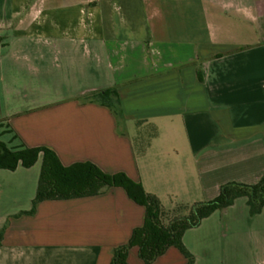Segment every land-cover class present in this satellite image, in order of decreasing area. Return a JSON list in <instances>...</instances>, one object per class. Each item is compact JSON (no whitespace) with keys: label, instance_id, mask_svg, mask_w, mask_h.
Instances as JSON below:
<instances>
[{"label":"crops","instance_id":"1","mask_svg":"<svg viewBox=\"0 0 264 264\" xmlns=\"http://www.w3.org/2000/svg\"><path fill=\"white\" fill-rule=\"evenodd\" d=\"M0 1L11 3L9 18L28 11L36 19L35 3L47 0ZM48 1L55 22L43 31L0 21V33L11 34L0 42L1 142L47 147L65 167L90 162L105 174L123 173L166 209L212 200L229 182L260 180L264 0ZM110 87L120 100L116 113L85 99ZM136 120L156 130L140 156L128 131ZM40 161L0 169V264H110L111 250L143 225L144 208L110 188L43 201L33 215L15 217L31 209ZM225 218L229 227L244 226L264 220V208L251 217L237 199ZM224 221L213 213L185 232L194 264L244 263V227L232 239L241 262L218 261ZM245 256L248 264V250ZM127 262L143 264L137 248ZM153 264L186 259L171 247Z\"/></svg>","mask_w":264,"mask_h":264},{"label":"trees","instance_id":"2","mask_svg":"<svg viewBox=\"0 0 264 264\" xmlns=\"http://www.w3.org/2000/svg\"><path fill=\"white\" fill-rule=\"evenodd\" d=\"M86 100L96 102L116 113L120 105L117 89L110 87L89 93ZM128 131L133 147L140 156L156 136L155 128L143 126L140 120L130 122ZM147 127L149 133H144ZM41 157L40 171L31 209L21 215H33L38 203L43 201L70 200L96 196L110 188H121L135 204L145 210L141 227L133 229L127 243L111 250L110 264H128V252L137 248V256L143 264H153L167 249H177L186 259V264H194V257L183 243L187 230L197 228L201 222L217 211L231 207L237 199H245L248 214L259 215L264 208V172L255 184L229 182L221 186L219 194L212 200L195 204L176 203L166 209L153 194L145 192L123 173L108 175L90 162L76 163L65 167L56 154L47 147L19 149L9 148L0 141V169L14 172L18 166L33 167ZM5 228L0 230V244Z\"/></svg>","mask_w":264,"mask_h":264},{"label":"rangeland","instance_id":"3","mask_svg":"<svg viewBox=\"0 0 264 264\" xmlns=\"http://www.w3.org/2000/svg\"><path fill=\"white\" fill-rule=\"evenodd\" d=\"M50 6H51V1H48V0L45 2H42L41 4L35 3V8L39 10V14L36 16L37 17L36 19L29 17L28 11L22 12L21 17L19 18L17 17L9 18L8 16L11 14V11H10L11 3L0 1V21H5V22L7 21L8 23L11 22L13 23L14 27H16L18 24V21L21 20L23 22L22 25L24 27L28 26L30 27L31 30L43 31L46 28H49L51 23L53 24L55 22V18L52 16L50 12ZM4 14H7L8 18L6 17L4 18ZM34 22H35V25L36 24L38 25L37 27L34 26ZM16 29L17 28H15V30ZM6 31L8 30L1 31L0 42L2 40L1 37L3 38V40H6L7 36L11 35L10 32L7 33ZM142 130L146 134L150 132V130H148L147 127L143 128ZM38 170H39V164H37L29 173H37ZM10 183H12V181ZM208 200H210L209 197L208 199L202 198L201 202H206ZM226 210L215 212V215L218 219L223 220V221L225 220L222 223L223 226L220 229L224 238H223V241L219 244L218 261L222 260L223 262H226V261L228 262L229 261L228 258H229L231 261L237 262L239 260V262H241V255H239L240 253H237L242 250L241 244L237 243L235 240H232V239H233V236L241 234V231L243 230V227H244V231H243L244 263L243 264H246L245 254L247 250L250 252L248 264H264V220H262L263 218H257V219L250 218L248 222L246 223L244 222V226L242 223L240 225L239 223H237L236 225L229 227L227 224V220H226L227 217L225 218ZM232 247L234 248V250H236V253H235L236 257L234 258V260L231 259L233 258V254L231 253Z\"/></svg>","mask_w":264,"mask_h":264}]
</instances>
